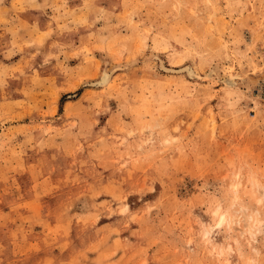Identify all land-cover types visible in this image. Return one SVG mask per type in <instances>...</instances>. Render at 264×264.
Wrapping results in <instances>:
<instances>
[{
    "label": "rangeland",
    "instance_id": "obj_1",
    "mask_svg": "<svg viewBox=\"0 0 264 264\" xmlns=\"http://www.w3.org/2000/svg\"><path fill=\"white\" fill-rule=\"evenodd\" d=\"M0 264H264V0H0Z\"/></svg>",
    "mask_w": 264,
    "mask_h": 264
},
{
    "label": "bare ground",
    "instance_id": "obj_2",
    "mask_svg": "<svg viewBox=\"0 0 264 264\" xmlns=\"http://www.w3.org/2000/svg\"><path fill=\"white\" fill-rule=\"evenodd\" d=\"M187 69H188V68H187ZM188 70H189V69H188ZM190 74H193V73L190 72ZM108 78H109V75H108V74H104V75L101 77L100 83H106V82L108 81ZM224 82H225L227 85H231V84L233 83V78H231V77H226V78L224 79ZM220 217H221V221H220V223L226 220L225 216H220ZM218 222H219V221H218ZM227 222H228V221H227Z\"/></svg>",
    "mask_w": 264,
    "mask_h": 264
}]
</instances>
